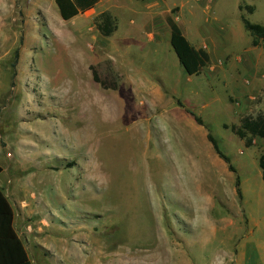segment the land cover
I'll return each mask as SVG.
<instances>
[{"label": "rangeland", "instance_id": "obj_1", "mask_svg": "<svg viewBox=\"0 0 264 264\" xmlns=\"http://www.w3.org/2000/svg\"><path fill=\"white\" fill-rule=\"evenodd\" d=\"M105 1L108 38L99 15L0 0V166L33 264H264V140L230 130L264 112V45L243 24L264 26V0ZM167 15L209 54L200 75Z\"/></svg>", "mask_w": 264, "mask_h": 264}, {"label": "trees", "instance_id": "obj_2", "mask_svg": "<svg viewBox=\"0 0 264 264\" xmlns=\"http://www.w3.org/2000/svg\"><path fill=\"white\" fill-rule=\"evenodd\" d=\"M54 2L61 19L68 22L78 15L93 9L99 0H54ZM165 24L172 35V44L179 54L180 65L184 73L187 76L200 75L203 69L210 64L209 54L204 49H197L189 43L171 15L165 17ZM243 24L246 31L253 37L252 46L257 47L260 43L264 45V26L251 24L245 20ZM95 26L99 34L104 38L111 37L115 31L114 20L108 12H103L98 16ZM92 78L95 83L100 84L104 89L107 88L106 84L99 81L95 72H92ZM178 105L182 107L179 103ZM187 113L193 117L197 125L203 126V121L199 117H196L191 112L187 111ZM230 130L239 139L244 140L246 147H251L253 139L264 140V112L258 113L254 117L243 118L239 127L231 126ZM206 138L218 158L226 164L228 172L235 175V193L241 201L240 179L236 169L230 163L228 157L219 151L215 140L209 133ZM258 166L261 170V179L264 182V154L260 156ZM1 173L2 168L0 167ZM13 221L14 213L12 207L0 189V264H32L23 242L14 229Z\"/></svg>", "mask_w": 264, "mask_h": 264}, {"label": "crops", "instance_id": "obj_3", "mask_svg": "<svg viewBox=\"0 0 264 264\" xmlns=\"http://www.w3.org/2000/svg\"><path fill=\"white\" fill-rule=\"evenodd\" d=\"M105 5H106V1L105 0H99V2L96 4V6L93 9L87 11L84 14L78 15L74 19H76V18H78L80 16H83V15H85L86 17H90V16H93V15H100L103 12H107V11H105V7H106ZM99 6H100V10H97L96 7H99ZM49 11L51 12L52 10L50 9ZM74 19H72V20H74ZM0 162L6 163V158H5L4 154H3V150L1 148V146H0ZM1 168H2V173L0 174V189L2 190V192L6 196V198L8 199V202L10 203V205L12 207V210H13V213H14V221H13L14 229H15L18 237L23 242V245H24V248H25V250L27 252L28 258L31 261V263L33 264V261L31 260V255H30V252H29L30 244L27 243L28 240L25 241V237H24V239L22 237L23 235H25V236L27 235L26 231L28 230V227H26V223H25V219H26L25 217L27 215V212H26V210L24 208L25 207V203L21 202L20 198H17V196H12V198H9V194L10 193H8V190H9L8 184L11 183V180L3 177V175L5 174L6 169H5V167H1ZM11 194H16V193L14 192V190H12ZM253 247H254L253 249L255 250L256 247L255 246H253ZM254 259L255 260L258 259V255L256 253H254ZM254 259H252V260H254Z\"/></svg>", "mask_w": 264, "mask_h": 264}]
</instances>
